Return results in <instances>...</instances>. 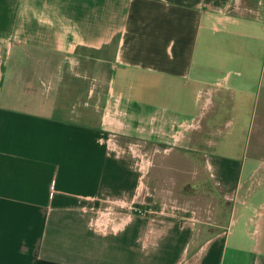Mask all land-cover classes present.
Wrapping results in <instances>:
<instances>
[{"label": "crops", "instance_id": "0c3cea01", "mask_svg": "<svg viewBox=\"0 0 264 264\" xmlns=\"http://www.w3.org/2000/svg\"><path fill=\"white\" fill-rule=\"evenodd\" d=\"M261 155L264 0H0V264H264Z\"/></svg>", "mask_w": 264, "mask_h": 264}, {"label": "rangeland", "instance_id": "374dc122", "mask_svg": "<svg viewBox=\"0 0 264 264\" xmlns=\"http://www.w3.org/2000/svg\"><path fill=\"white\" fill-rule=\"evenodd\" d=\"M214 101L217 100V98H213ZM231 108H227V112H223L222 114V118L223 121H229L232 118V113H231ZM224 115V116H223ZM214 118H215V106L211 105L210 107H207L205 112H204V116L202 117V121L204 122V126L207 127L208 129H212L213 132H209L208 135V139L212 140L214 143L216 142V140H222L224 139V136L227 137L229 136L227 132L232 131L233 126L232 124H228L227 126H222L221 124L218 125L220 128L225 127L224 130V136H221V134L218 132V130H216V125L214 124ZM241 150H242V159H245V157L247 156V154H252V152H254V145L256 144V142L253 141H247V142H242L241 143ZM208 151L211 154H215L216 153V148L214 146H212L209 142L208 144ZM249 158V156H248ZM255 159L257 160H261L264 159V155L261 156H257ZM211 185L213 186L212 182ZM211 185L208 184V192H209V198L212 196V193H214V191L211 188Z\"/></svg>", "mask_w": 264, "mask_h": 264}, {"label": "built area", "instance_id": "2783aa9c", "mask_svg": "<svg viewBox=\"0 0 264 264\" xmlns=\"http://www.w3.org/2000/svg\"><path fill=\"white\" fill-rule=\"evenodd\" d=\"M115 211H116V209L111 205V206H106L101 212L109 215V214H113ZM106 221H110V218L107 219ZM95 225L97 227H103V228H105L104 223H101V224L98 225V222H97V223H95Z\"/></svg>", "mask_w": 264, "mask_h": 264}]
</instances>
